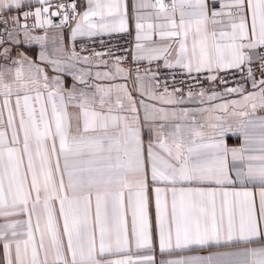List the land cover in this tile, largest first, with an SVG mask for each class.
Listing matches in <instances>:
<instances>
[{
    "label": "snow or ice",
    "instance_id": "snow-or-ice-1",
    "mask_svg": "<svg viewBox=\"0 0 264 264\" xmlns=\"http://www.w3.org/2000/svg\"><path fill=\"white\" fill-rule=\"evenodd\" d=\"M0 264H264V0H0Z\"/></svg>",
    "mask_w": 264,
    "mask_h": 264
},
{
    "label": "built area",
    "instance_id": "built-area-1",
    "mask_svg": "<svg viewBox=\"0 0 264 264\" xmlns=\"http://www.w3.org/2000/svg\"><path fill=\"white\" fill-rule=\"evenodd\" d=\"M120 43H123V40L119 41ZM99 50V49H98Z\"/></svg>",
    "mask_w": 264,
    "mask_h": 264
}]
</instances>
